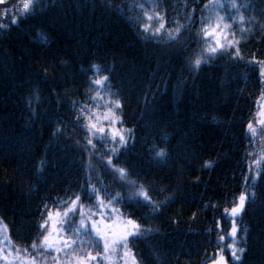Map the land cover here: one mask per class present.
<instances>
[{"label":"trees","instance_id":"16d2710c","mask_svg":"<svg viewBox=\"0 0 264 264\" xmlns=\"http://www.w3.org/2000/svg\"><path fill=\"white\" fill-rule=\"evenodd\" d=\"M22 3L0 4V221L13 245H31L43 204L55 210L54 199L59 203L69 189L80 191L89 162L96 169L93 182H103L98 187L126 193L103 163L111 142L95 140L97 151L90 156L91 149L82 147L88 134L78 126L85 121L76 122L80 104L95 94L89 79L108 76L104 101L109 89L119 93L111 97L123 103L117 115L124 122L118 127L132 130L114 163L150 186L158 202L179 192L156 216L148 215L149 208L124 209L133 218L146 216L140 222L157 230L131 242L140 264H207L220 249L234 264L227 248L233 243L232 218L223 210L242 192L248 201L237 220V239L247 228L248 243L237 246L248 248L243 264H264V126L257 123L259 110L264 113V83L254 62L264 61V0H236L246 7L220 10L237 20L244 17L232 29L243 59L233 60V51L192 70L187 58L201 46L195 35L201 16L208 15L201 11L208 0H35L34 11L21 17ZM157 11L165 15L166 32L177 20L185 25L180 43L144 39L138 25L150 24L145 13ZM13 18L18 22L12 24ZM158 26L159 21L151 23V30ZM74 100L80 104L73 106ZM249 121L255 137L247 132ZM58 127L62 133L55 136ZM153 144L167 149L166 161L152 159ZM41 160L46 166L37 171ZM205 161L214 167L204 168ZM177 218L179 223H172Z\"/></svg>","mask_w":264,"mask_h":264},{"label":"snow or ice","instance_id":"6c2138e0","mask_svg":"<svg viewBox=\"0 0 264 264\" xmlns=\"http://www.w3.org/2000/svg\"><path fill=\"white\" fill-rule=\"evenodd\" d=\"M195 2V0H193ZM4 0H0V4ZM18 7V6H14ZM142 7V6H141ZM225 7L239 12L241 7L236 0H228L227 5L221 3V0H208L203 6L202 12L207 10L208 15H202L200 18V29L195 35V42L201 46L198 50L189 54L187 66L190 70L199 69L202 65L207 64L210 60L227 55L234 51L233 60L243 59L239 44L241 40L235 39V33L232 32L237 22L243 23L244 17L240 15L238 20L235 16L220 15V10ZM35 9V0H23L20 8V16H25ZM193 13L189 14L187 19L193 20ZM150 24H140L138 27L145 34L144 39H154L156 43H180L183 32L187 30L185 25L176 21L177 27L174 30L165 31L167 21L165 15L159 11L154 15L145 13ZM159 21V26L151 30V23ZM231 21V23L226 22ZM18 20L13 18L11 23L15 24ZM0 27H3L0 25ZM246 31L240 29L241 34ZM161 38H165L161 40ZM41 39L47 42V37L41 34ZM181 47L183 45L181 44ZM260 65L261 82L264 83V61H255ZM94 73L99 72V66H91ZM46 74V73H45ZM109 80L108 76L100 78L92 77L89 79V90L95 94L86 97V102L80 104V101H73V106L80 104L76 114V122L84 120V124L78 126L83 129L88 136L84 148H90V156H95V140L101 143L111 142L112 147L107 148V159L103 161L108 174L112 175L113 182L118 184L121 189H127L126 193L117 191L113 194L106 187H98L97 183L103 184L102 181L94 183L92 173L96 169L89 162L87 171L88 179L81 187L80 191L73 192L68 190V198L60 199L59 203L54 199L56 204L55 210L50 208L47 203L43 204L40 211V221L34 226L38 230V236L33 238L28 247L20 248L13 245L8 235L7 225L0 221V261L4 264H140L137 254L133 251L132 241L136 239H147L156 229L145 227L140 221L146 216L133 218L134 213H125V208H149L151 212L148 215H159L161 210L168 204L173 203L179 192H173L172 195L165 197L162 201H156L150 193L153 189L145 186L144 183H137L136 179H131L132 173L127 167L117 166L114 161L119 159L122 150L128 144V137L132 135L131 129H121L118 127L123 124V116L117 115L122 112L123 103L120 99H111L118 96L119 93L108 90V100L104 101V86ZM38 99V97H37ZM103 101V103H101ZM89 104H94L95 109L89 108ZM103 109V111H101ZM35 115V112H33ZM264 117V113L260 114ZM264 126V118L257 121ZM116 127H113V126ZM247 132L253 137L257 134V129L253 126L252 121L247 125ZM62 133L61 128L55 129L53 135L58 136ZM167 142V136L161 138ZM153 153L152 159L155 161H166L169 155L166 148H158L153 144L150 148ZM264 160V156L261 157ZM257 160L254 163L259 164ZM46 166L44 160L40 161L37 171H42ZM204 168L214 167V162L205 161ZM259 175V172L257 173ZM198 182V181H197ZM165 189H160L164 191ZM255 196V193L252 194ZM91 201L90 204L84 201ZM248 195L242 192L237 201L231 208H225L224 215L232 218V226L228 235L232 238L233 243L228 244L227 248L231 252V259L234 264H243V256L247 253V247H238L240 243L247 245L248 229L244 228L245 236L237 239L241 228L237 220L242 219V214L246 209ZM217 207L214 204H205V208ZM193 219L196 213H193ZM179 223V218L172 221ZM216 227H221V222L216 221ZM19 235V233H17ZM220 241H225V236L219 237ZM223 249H220L215 255L218 257L212 260V264H228L223 255ZM21 253L24 258L21 259ZM54 253V255H50ZM14 256V260H9Z\"/></svg>","mask_w":264,"mask_h":264},{"label":"rangeland","instance_id":"374dc122","mask_svg":"<svg viewBox=\"0 0 264 264\" xmlns=\"http://www.w3.org/2000/svg\"><path fill=\"white\" fill-rule=\"evenodd\" d=\"M259 111H260V113H259V119H262V118L260 117V114L263 112V109H261V110H259ZM256 125H258V124L256 123ZM50 255H54V253H52V254H50ZM8 259H9V260H14V256H10ZM17 264H18V262H17ZM121 264H122V262H121Z\"/></svg>","mask_w":264,"mask_h":264},{"label":"water","instance_id":"95a60500","mask_svg":"<svg viewBox=\"0 0 264 264\" xmlns=\"http://www.w3.org/2000/svg\"><path fill=\"white\" fill-rule=\"evenodd\" d=\"M207 264H212V261H210L209 263H207Z\"/></svg>","mask_w":264,"mask_h":264}]
</instances>
